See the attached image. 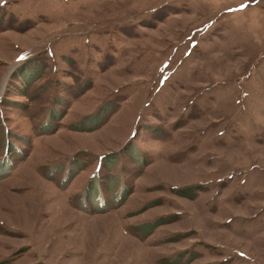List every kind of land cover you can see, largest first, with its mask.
<instances>
[{
  "label": "rangeland",
  "instance_id": "rangeland-1",
  "mask_svg": "<svg viewBox=\"0 0 264 264\" xmlns=\"http://www.w3.org/2000/svg\"><path fill=\"white\" fill-rule=\"evenodd\" d=\"M0 264H264V0H0Z\"/></svg>",
  "mask_w": 264,
  "mask_h": 264
},
{
  "label": "trees",
  "instance_id": "trees-1",
  "mask_svg": "<svg viewBox=\"0 0 264 264\" xmlns=\"http://www.w3.org/2000/svg\"><path fill=\"white\" fill-rule=\"evenodd\" d=\"M180 190H182V189H180ZM180 190H179V191H180ZM181 192H182V191H180L179 193L182 194ZM157 224H158V222L155 221L154 224H152V227H154V225L156 226ZM150 229H151V227H150ZM150 229H149V231H150ZM147 232H148V231H147Z\"/></svg>",
  "mask_w": 264,
  "mask_h": 264
}]
</instances>
